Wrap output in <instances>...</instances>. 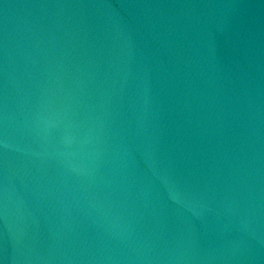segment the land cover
Here are the masks:
<instances>
[{
  "label": "water",
  "instance_id": "obj_1",
  "mask_svg": "<svg viewBox=\"0 0 264 264\" xmlns=\"http://www.w3.org/2000/svg\"><path fill=\"white\" fill-rule=\"evenodd\" d=\"M0 264H264V0H0Z\"/></svg>",
  "mask_w": 264,
  "mask_h": 264
}]
</instances>
